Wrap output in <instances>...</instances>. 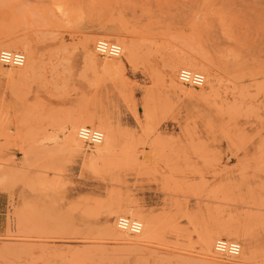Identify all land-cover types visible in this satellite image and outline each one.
<instances>
[{
	"label": "rangeland",
	"instance_id": "374dc122",
	"mask_svg": "<svg viewBox=\"0 0 264 264\" xmlns=\"http://www.w3.org/2000/svg\"><path fill=\"white\" fill-rule=\"evenodd\" d=\"M3 48L0 264H264V0H0Z\"/></svg>",
	"mask_w": 264,
	"mask_h": 264
},
{
	"label": "built area",
	"instance_id": "2783aa9c",
	"mask_svg": "<svg viewBox=\"0 0 264 264\" xmlns=\"http://www.w3.org/2000/svg\"><path fill=\"white\" fill-rule=\"evenodd\" d=\"M100 55L119 56L122 53V45L116 40L99 38L95 45ZM25 53L20 50L3 48L0 51V60L5 64L20 65L25 61ZM179 78L182 82L201 86L206 81L205 74L199 70L183 67L179 70ZM79 136L88 144L95 145L104 137L100 128L90 124L81 125L78 129ZM117 224L123 229L132 233H138L142 229V222L128 215H120ZM241 242L236 239L219 237L215 241V248L218 252L227 255H238L241 251Z\"/></svg>",
	"mask_w": 264,
	"mask_h": 264
},
{
	"label": "bare ground",
	"instance_id": "6f19581e",
	"mask_svg": "<svg viewBox=\"0 0 264 264\" xmlns=\"http://www.w3.org/2000/svg\"><path fill=\"white\" fill-rule=\"evenodd\" d=\"M19 42V41H18ZM135 47V46H134ZM129 53H130V56H129V58L128 57H126V60H128L129 61V59H131V57H132V55H133V49H132V46H130L129 48ZM106 56V55H105ZM26 57V56H25ZM112 57H115V59H119L120 57L118 56V57H116V56H112ZM26 59V58H25ZM25 62V61H24ZM22 64H24V63H22ZM109 65V64H108ZM119 66L121 67V68H123L122 66H123V60L122 59H119ZM108 67H114V65L113 64H111V65H109ZM188 67H194V68H198V69H200V70H202V71H204V73H206V75H207V78H208V80H210V82H212V76H214L213 74H211L209 71H207V69H205L203 66H196V65H188ZM180 79V78H179ZM181 80V79H180ZM204 84V83H203ZM202 84V85H203ZM210 84V83H209ZM72 127V126H71ZM76 128V124H74L73 125V127H72V129H75ZM74 136H75V133L73 134ZM103 139H104V137H103ZM103 139L100 141V142H98V143H96L95 145H97V146H99V147H101V148H109L110 149V147L114 144V142H113V139H114V137L112 136V135H110V136H107V138H106V140H105V142L103 141ZM82 140V139H81ZM102 142H104V143H102ZM105 152V151H104ZM99 153H101V151L99 152ZM98 156V155H97ZM154 225H155V220H150V221H148L147 222V224H146V227L142 230H140L139 231V233L141 232V235L140 234H138L137 233V238H136V240H135V243H137V244H140L145 238H149V237H151L152 235H153V232H154ZM142 228H143V223H142ZM227 228V227H226ZM124 230V229H123ZM252 251V250H251ZM220 253V252H219ZM233 256V255H232ZM235 256V255H234Z\"/></svg>",
	"mask_w": 264,
	"mask_h": 264
}]
</instances>
